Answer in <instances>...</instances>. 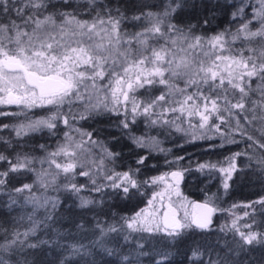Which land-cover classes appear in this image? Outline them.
<instances>
[{
    "label": "trees",
    "instance_id": "1",
    "mask_svg": "<svg viewBox=\"0 0 264 264\" xmlns=\"http://www.w3.org/2000/svg\"><path fill=\"white\" fill-rule=\"evenodd\" d=\"M156 1L158 2L156 6L162 2H168L172 8H175L174 12H170L169 21L165 25L174 24L181 30L183 28L184 32L190 31L193 36L205 38L224 32L227 39L225 47L226 49L230 48L232 53L238 54L241 50H245V56L252 55L254 58H258L264 51V37H257L250 41H245L243 36L237 40L232 39V34H235L237 29L248 21H252L249 24L250 31H257L260 28V24L263 22L253 19L256 0ZM129 2H133V6H129ZM48 3L51 7L44 13L45 15L74 10L79 13V18L91 20L101 9L110 11L113 17L122 15L124 17L120 26L122 42L130 39L135 33L143 31L144 26L148 23L147 19H132L144 11L137 0H95L92 6L88 4L87 0H48ZM241 7H244V12L233 17V13H237ZM158 9L156 7L149 11ZM12 18H15L14 13ZM0 19L3 18L0 17ZM164 30L167 31L166 28ZM125 33L127 35H124ZM150 41H154L157 46L165 45L164 38ZM124 47L126 48L128 45L125 44ZM132 47H138L135 41ZM248 49L254 51L249 52ZM227 53L229 52L225 51L223 54ZM148 54L150 55L149 52ZM103 83L107 84L108 80H104ZM168 83L173 86V89L185 88L184 78L179 80L170 78ZM260 83L257 78H252L250 81L251 91L250 98L246 101L247 106L252 99L261 102V93L255 92ZM193 92H195L194 88L183 93L174 92L169 87L157 82L148 88L137 89L131 96L139 103L147 98L155 99L161 94H168L170 96L168 102H161L156 107L157 115L154 116L174 121L175 116L172 115L180 112L178 102L183 101L187 95ZM214 95L223 97L225 90L220 89ZM227 95L232 103L238 102L240 96L238 91L233 93V90L228 88ZM129 104L130 111L128 110V113L131 114V103ZM197 104L202 105L203 100L197 101ZM169 105L176 106L177 111L174 113L172 111L164 112L160 116L159 114ZM189 106L191 105L185 107ZM262 107L264 109V104ZM55 111L56 109L52 106H46L43 109L39 107L19 109L16 105L0 106V112L10 114L0 116V125H9L7 129L0 128V138H2L0 139V154L13 163L16 162L17 154L27 155L33 160L29 168L21 169L18 172H9L7 177H0L5 180V184L0 185V243H3L6 238L10 239L13 232L23 233L32 227L29 216L40 222L38 229L34 234H30L27 240L28 244H36V248L25 246L22 249L14 250L11 255L0 252V258L10 260L11 264H17V262L24 264L25 261L27 264H61V261L64 264H155L159 259L157 253L167 252L169 254L167 264H200L199 260L191 258L192 252L199 250L203 253L204 264H207L209 256L213 260L223 258L227 264H234V262L264 264V246L252 245L248 246L246 251H240L239 237L228 231L232 221L241 217L238 224L242 229L243 225L254 223L252 230L264 233V206L259 204L249 208L239 206L264 197V171L258 165V162L264 159V149H260L258 145H253L250 148L251 142L245 137H241L239 133L228 137L229 140H234V143L226 142L214 129L207 132L206 138L192 140L193 131L189 129V131H183L182 126L180 130L172 129L173 125L178 126V124H160L167 129V137L157 142L159 149L152 150L147 146L142 148L133 142V137L141 134L134 135L118 124L120 120H124L121 112L93 113L85 119L97 120L98 124L80 125L79 122L82 121L80 116L83 113L81 104H75L71 109L68 105L62 106L56 128L51 131L45 128L25 136H16L13 126L27 123L31 119L48 116ZM186 113H188L187 110ZM184 114V112L179 113V115ZM223 114L227 118L228 114L226 112ZM247 115L250 119L249 111ZM65 116L69 119L68 125L63 122ZM189 117L196 120L194 115ZM237 118L241 119V123H244L243 116ZM237 118L233 117L230 124H224L221 132L230 133ZM210 123L220 124V120L213 118ZM198 125L195 126L198 128ZM77 128L82 132L89 130L94 133L97 130L99 135L95 137L103 144V149L118 154L113 159H108L99 145H90V150L85 153L89 156L87 158H103L105 171L109 175L113 172L123 173L129 169L136 170L138 168L139 171L133 178L137 180L139 187L130 188L129 194L125 196L122 190L113 189L105 178L99 177L95 180L96 184L93 185L91 176L80 175V172L90 164H77L76 169L67 174L50 164L49 154L56 152L58 147L67 143L65 133L71 136ZM104 129H107L106 133ZM261 129L264 128L253 123L249 126V134L264 143V139H261L260 135ZM42 145L44 147H41ZM236 153H242L236 158L238 171L233 173V177L229 181L230 187L225 192L222 186L224 177L219 169L228 167L229 160L226 158L232 157ZM61 155L55 157L57 163H68ZM142 156L146 158L145 163L137 165L136 161ZM177 157H184V159L170 164L166 163V161H176ZM200 164L216 165V167H206L200 170L198 168ZM9 168L10 164L7 160H0V172ZM171 170H179L183 173L178 184L182 196L190 201L205 200L217 209L212 216L211 225L208 229L203 230L194 226L185 229L175 240L165 239L161 233L131 232L127 229L123 218L131 217L144 209L145 198L148 196L153 195L154 201H158L160 195H157L156 185L152 183V180ZM45 172H47V181L49 182L47 187L44 186L45 177L41 178V174ZM101 175H104V171ZM49 176L53 177L52 181L49 180ZM38 178L40 180H37ZM41 180L42 182H40ZM37 182H40L42 187H39ZM25 184L31 185V189L20 193L14 191ZM71 184L84 187L79 192H73L68 187ZM103 185L109 186L103 187ZM96 187H100L101 191H95ZM29 196H39L40 202L45 199L55 200L56 207L52 209L50 203L46 207H35L26 202V198ZM82 199L93 201V203L87 207H80ZM233 205H238V207L233 208ZM245 211L250 215L244 216ZM81 225L82 227H80ZM111 228H116L117 231H109ZM70 244L83 245L87 254L70 255L71 249L68 247ZM141 244L143 245L142 249L138 247ZM230 249L231 254H229ZM141 251L147 255H140Z\"/></svg>",
    "mask_w": 264,
    "mask_h": 264
},
{
    "label": "snow or ice",
    "instance_id": "2",
    "mask_svg": "<svg viewBox=\"0 0 264 264\" xmlns=\"http://www.w3.org/2000/svg\"><path fill=\"white\" fill-rule=\"evenodd\" d=\"M87 2L92 6L95 0H87ZM49 7L51 5L48 0H0V17L3 18L0 19V104L18 105L26 109L37 107L43 109L46 106L56 109L48 116L31 119L27 123L13 126L17 137L45 128L50 131L55 129L62 106L68 105L71 109L75 104L83 105L81 119L101 111L119 113L121 105H123L125 119L121 121V125L128 129L129 103L132 105L131 114L134 121L139 115L145 117L157 115L156 107L161 102H168L166 93L147 103L144 101L138 103L131 96L137 89L144 88L146 85L152 86L158 82L174 92L183 93L189 89H195V92L178 102L181 113L187 110L189 116L195 114L200 117L198 128L193 126L192 140L204 139L207 132L214 129L226 142L234 143L235 141L229 140L228 137L239 133L241 137H245L251 142L250 148L253 145H258L260 149H264V143L249 134V126L256 118L253 116L252 119H249L246 104L250 98L252 78H257L261 82L259 86L261 102H254L252 111L264 104V51L258 58H254L252 55L245 56V50H241L238 54L232 53L230 48L226 49L225 47L227 39L224 32L205 38L193 36L190 31L184 32L174 24L165 25L164 19L170 15V12L175 11V8L170 5L163 13L148 12L132 17L133 20L147 19L150 27L135 33L130 39L123 42L120 32V26L124 19L122 15L113 17L110 11L101 9L91 20H85L79 18V13L74 10L45 15L44 13ZM93 10H95L94 7ZM243 12L244 7H241L237 13H233V17ZM13 13L15 18H12ZM253 19L264 21V0H259V7L255 9ZM251 22L242 24L236 33L232 34V39L237 40L243 36L245 41H250L257 37H264V23H261L257 31H250L249 24ZM165 28L167 31L164 30ZM159 38L165 39V45L159 48L151 47L150 40ZM134 41L138 46L136 48L132 47ZM125 44L128 47L125 48ZM178 44L179 47H177ZM149 50L150 55H145L144 53ZM225 51L230 54L224 55ZM247 51L254 50L248 49ZM185 77L187 79L184 89H173V86L168 83L170 78L183 79ZM157 78H159L158 81ZM104 80H108V83L104 84ZM228 88L232 89L233 93L239 92L238 102H231L227 95ZM220 89L225 90L223 97L214 95ZM199 100H203L202 105L197 104ZM188 105L191 106L186 109L185 106ZM166 111L174 113L177 109H164L159 115L162 116ZM225 112L228 114L227 118L223 114ZM2 115L10 114L0 112V116ZM241 115H243L244 123H241V119L237 118L230 133L221 132L224 124H230L233 117ZM213 118L219 119L220 124H211L210 120ZM63 122L65 125L69 124L67 116L64 117ZM150 123L158 124L160 119L151 120ZM164 123H174V121L165 120ZM8 127L9 125H0V128L7 129ZM178 130H180L179 127ZM80 135L82 137L87 135L89 139L75 143L72 137L65 133L68 143L58 147L56 152L49 154L50 164H54L56 169H60L66 174L72 173L77 167L75 157L78 153H85L86 144L99 145L103 149L101 142L91 139L92 133L80 132ZM260 135L261 139H264V129L260 130ZM133 142L142 148L150 143L153 145L157 143L155 138L144 137H133ZM103 151L108 159H113L118 155L107 152L106 149ZM61 154L71 162L57 163L55 157ZM240 155L242 153H236L232 157L226 158L229 160L228 167L219 169L224 177L222 186L225 192L230 187L229 181L232 179L233 173L238 171L236 158ZM15 159L16 162L13 163L0 154V160H7L10 164L8 170L0 172V177H7L9 172H18L21 169L29 168L33 163L32 158L27 155L17 154ZM183 159L184 157H177L176 161H166V163L170 164ZM145 160L146 158L142 156L136 163L142 165ZM41 162L43 163V161ZM258 165L264 171V159H261ZM96 167L97 174L104 171V178L109 182V185L117 191L122 190L125 196L129 194L130 188L139 187L137 180L133 178L139 171L138 168L136 170L129 169L123 173L113 172L109 175L105 171L103 158ZM206 167L215 168L216 165H198L200 170ZM80 175L91 176L92 173L91 171H82ZM168 175L178 185L183 173L173 171L154 177L152 183L164 181ZM46 176L47 172L41 174V178ZM48 183L45 180L44 186L47 187ZM92 183L96 184L95 179L92 180ZM3 184H5V180L0 179V185ZM109 185H103V187ZM31 187V185L25 184L14 191L20 193L30 190ZM68 187L73 192H79L84 186L77 187L75 184H71ZM169 187L171 188V185ZM95 191L99 192L101 188L96 187ZM157 195L161 197V209L152 212L141 209L131 217L123 218L127 229L131 232L162 233L165 239L175 240L185 229L193 226L197 229H208L212 223L213 213L217 211L209 203L194 204L193 208L197 211L189 214L185 209L183 217H179L177 210L168 205L167 210H164L161 216L159 213L164 209L163 193ZM177 195H179L178 190ZM26 202L33 203L35 207H46L50 203L52 209H55L57 203L55 200L48 199L41 203L35 196L26 198ZM91 203L93 201L82 199L80 207H87ZM149 204L152 205L153 201H149ZM256 204L264 206V197L239 206L249 208ZM232 207L236 208L238 205ZM249 215V212H244V216ZM240 219L241 217L234 219L228 228V231L239 237L240 251H246L248 246L252 245L264 246V233L253 231L254 223L245 224L242 229L238 224ZM29 220L32 221V227L23 233L13 232L10 239L6 238L3 243H0V252L11 255L14 250L22 249L25 246L28 248L37 247L36 244H28L27 240L29 235L34 234L38 229L40 222L33 220L31 216H29ZM109 231H117V229L111 228ZM68 247L71 249L70 255L87 254L83 245L70 244ZM138 247L142 249L143 245H138ZM139 254L147 255L142 251ZM229 254H231V249ZM157 255L159 259L155 264H167L169 256L167 252L157 253ZM202 256V252L194 250L191 258L204 264ZM0 264H11V261L0 258ZM24 264H27V261ZM61 264L64 262L61 261ZM207 264H227V261L223 258L213 260L209 256ZM234 264H239V262H234Z\"/></svg>",
    "mask_w": 264,
    "mask_h": 264
},
{
    "label": "rangeland",
    "instance_id": "3",
    "mask_svg": "<svg viewBox=\"0 0 264 264\" xmlns=\"http://www.w3.org/2000/svg\"><path fill=\"white\" fill-rule=\"evenodd\" d=\"M137 3L142 5V10H144L143 13H148V12H150L149 10L155 9L157 7L159 9L157 11H152L151 13L159 14V13H163L166 9H168L169 5L171 6V4H169L168 2H162L160 5L156 6L158 3L156 0H137ZM255 4H256V8H258L259 7V0H256ZM128 5L133 6V2H129ZM147 10H148V12H147ZM168 19H169V16L164 19V24L169 21ZM262 22L264 23V21H262ZM260 26H261V24H260ZM147 27H150L149 21L144 26V28H147ZM182 30H183V28H182ZM150 45H151V47H156V48H159L162 46V45H159V46L155 45L154 41H150ZM177 47H179V44L177 45ZM206 50H208V49H206ZM149 53H150V50H149ZM144 54L149 55L148 52H146ZM226 55H229V53H227ZM137 58H139V56H137ZM149 67H151V65ZM173 79H176V78H173ZM184 79L186 80L187 77H185ZM176 80H179V79H176ZM145 88H148V86L146 85ZM255 92L259 93L260 92L259 88L256 89ZM169 98H170V96L167 97V100H169ZM153 99L154 98H147V99H145L144 102L147 103ZM254 102L259 103L257 100L252 99L250 101V104L247 106V109L250 112V116H251L250 119H252V117L255 116L256 119L254 120L253 123L257 124L258 127L264 128V109L261 105V107L256 108L255 111H252ZM128 105L130 106V104H128ZM0 106L3 107L5 105L0 104ZM16 107L19 109L23 108V106H18V105H16ZM131 107H132V105H131ZM172 107L177 109V107L176 106L174 107V105H169V106L165 107V109H170ZM186 109H187V107H186ZM128 110L130 111L129 108H128ZM123 111H124V108H123V105H121L120 112L122 114V119H125ZM109 112L113 113V111H109ZM141 112H142V109H141ZM166 112H168V111H166ZM179 113L180 112H176V114L172 115V116H175L174 117V123H168V124H178V126L173 125L174 127L172 126V129H178V127H179V129L182 128L183 131H187L188 129L193 131V126L200 123V117L198 115L194 114L195 119H196L194 121L192 118L189 117L188 113H186V110L184 111V113H185L184 115H179ZM241 116H243V115H241ZM177 118H178V120H177ZM235 118H237V117H235ZM127 119L129 120L130 126H129L128 130L127 129L126 130L128 132L134 134V135L141 134V135H138L137 137H144L147 139L155 138L156 142L167 137V134H166L167 129H165L163 126L160 125V124H165L164 123L165 119L163 117L159 118L160 123H158V124H151L150 123L151 120L158 119V117L156 118L154 115L151 117H145L144 115H139V117L136 116L135 120L133 121L132 115L128 113ZM121 121H123V120H120L118 124H121ZM79 124L84 126L85 124H98V123H97V120L93 121L90 119H85V120L82 119V121H80ZM188 124H189V127H187ZM77 129L79 131H75L73 134H71L73 141L75 143H79L81 140L87 141L89 139V137L87 135L82 137L80 135V132H82L81 129H79V128H77ZM104 132L106 133L107 129H104ZM83 133H92L93 135H92L91 139L94 141H98L97 138L95 137V136L99 135V132L97 130H95L94 133L92 131H89V130H87ZM197 134H199V133L197 132ZM66 142L68 143L67 140H66ZM94 146H97V145H94ZM90 147H91L90 145H87V144L85 145V149H86L85 153L87 152V150L88 151L90 150ZM147 147L151 148L152 150L159 149V147L157 146V143L155 145L150 143L147 145ZM85 153H83V154L78 153V155L75 157V162L78 165H81V163L82 164H90L89 165L90 167L88 166V167L84 168V172L91 171V173H92L91 177L93 179L96 180L99 177L104 178V175H101L102 171L97 174V167L96 166H97V164H99L101 159L100 158H97V159L96 158H94V159L93 158H87L89 156L85 155ZM61 156H63V155H61ZM62 158L66 159V162H71L66 157H62ZM48 160H50V159H48ZM53 166L55 167L54 164H53ZM177 171H179V170H177ZM165 174H162V175H165ZM48 178L51 181L53 179L52 176L51 177L49 176ZM45 179L47 180V176L45 177ZM37 180H40V178H38ZM40 182H42V180ZM40 182H37L38 186L42 187V184H40ZM154 185H156L155 190L157 191L158 194L163 193V201H166L168 204H172L176 207L179 217H183L185 209L188 211V213L190 212V204L192 201H190L187 198H185L184 196H182L179 192L178 185L172 183L169 178L166 177L164 181H157V183H155ZM170 185H171V188L169 187ZM177 190L179 192V195H177ZM29 197H32V196H29ZM35 197L38 198V200L40 201L39 196H35ZM153 198H154L153 195L145 198L144 209H147L148 212L155 211L156 209H161V197H159L160 199L158 201L157 200L154 201ZM149 201H153V204L150 205ZM31 204H33V203H31ZM213 215H214V213H213ZM162 235H164V234H162Z\"/></svg>",
    "mask_w": 264,
    "mask_h": 264
},
{
    "label": "water",
    "instance_id": "4",
    "mask_svg": "<svg viewBox=\"0 0 264 264\" xmlns=\"http://www.w3.org/2000/svg\"><path fill=\"white\" fill-rule=\"evenodd\" d=\"M173 171H177V170H171V171H169V172H167V173H171V172H173ZM167 173H166V174H167ZM161 176H162V175H161ZM166 177L169 178V179L171 180L172 183L176 184V182L171 178L170 175H168V176H166ZM179 182H180V180H179ZM204 203H209V202H207V201H205V200H201V199H195V200H193V201L191 202V204H190V212H189V214L193 213L194 211H197V210H195V209L193 208V205H194V204H204ZM209 204H210V203H209ZM163 205H164V209L161 210V212H160V215H161V216L163 215V211H164V210H167V206H168V205H171L172 208L176 209V207H175L174 205H172V204H168L166 201H163ZM210 206H212V205L210 204ZM176 210H177V209H176ZM177 214H178V212H177Z\"/></svg>",
    "mask_w": 264,
    "mask_h": 264
},
{
    "label": "flooded vegetation",
    "instance_id": "5",
    "mask_svg": "<svg viewBox=\"0 0 264 264\" xmlns=\"http://www.w3.org/2000/svg\"><path fill=\"white\" fill-rule=\"evenodd\" d=\"M4 107V106H3Z\"/></svg>",
    "mask_w": 264,
    "mask_h": 264
}]
</instances>
